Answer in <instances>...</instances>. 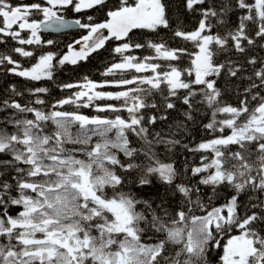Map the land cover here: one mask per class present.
<instances>
[{"label":"snow or ice","instance_id":"1","mask_svg":"<svg viewBox=\"0 0 264 264\" xmlns=\"http://www.w3.org/2000/svg\"><path fill=\"white\" fill-rule=\"evenodd\" d=\"M174 9L0 0V76L55 83L107 54L54 100L0 94V264H264V0Z\"/></svg>","mask_w":264,"mask_h":264},{"label":"trees","instance_id":"2","mask_svg":"<svg viewBox=\"0 0 264 264\" xmlns=\"http://www.w3.org/2000/svg\"><path fill=\"white\" fill-rule=\"evenodd\" d=\"M172 6H173V11L174 9V3L175 0H171ZM89 15H94L98 16V13H93V12H88ZM72 14H70L71 16ZM82 33L79 30H70L63 32L62 34L60 33H55V34H49L45 33L44 34V39H55L58 41V45L56 48H47L45 50H61L64 51L66 50L65 46L72 42L73 39L77 38L79 35ZM133 35L140 37L143 35L140 31H136L133 33ZM162 36L165 35V33H161ZM106 53H102L100 55H94L91 57V59L87 63H81L77 66H72V65H66L62 69H58L56 74H55V83L50 82V81H44V82H29L25 81L23 78L16 77V76H0V94L4 93L5 90L9 89L10 85H14L17 91L23 92L24 96L21 99V103H26L28 102L31 97H29L27 89L31 88L33 86H47L50 90L51 95L48 97L49 100H54L56 98H59L63 95H67L66 92H62L60 88L57 86L58 84L62 83H68L72 82L75 80L80 79L83 75H89L91 78L99 80L101 79L100 72L103 71V68L101 67V64L105 62V57ZM21 62L24 64L25 67H29L30 64L25 60L24 58H21ZM34 62V61H33ZM82 111L90 114V115H95L96 113L92 110L89 109H83ZM173 116L176 115V113H172ZM160 125H157V128H159ZM201 133L199 130H196L192 136H189L188 139H192L195 137V139L198 141L200 138ZM179 138V137H177ZM162 150V148H161ZM179 152V149H177ZM183 157H179V159H182ZM198 159V158H197ZM137 191L138 195L148 199V198H158V196L162 195L164 192L163 186H160L156 184L154 181L152 185L149 186H144L141 189H134Z\"/></svg>","mask_w":264,"mask_h":264},{"label":"water","instance_id":"3","mask_svg":"<svg viewBox=\"0 0 264 264\" xmlns=\"http://www.w3.org/2000/svg\"><path fill=\"white\" fill-rule=\"evenodd\" d=\"M72 30H76V29H72ZM66 31H70V30H64V32H66Z\"/></svg>","mask_w":264,"mask_h":264}]
</instances>
